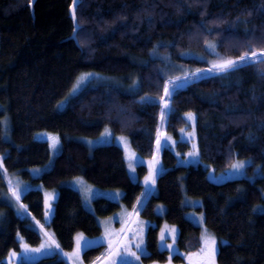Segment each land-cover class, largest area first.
<instances>
[{"label":"trees","instance_id":"16d2710c","mask_svg":"<svg viewBox=\"0 0 264 264\" xmlns=\"http://www.w3.org/2000/svg\"><path fill=\"white\" fill-rule=\"evenodd\" d=\"M31 2L0 0V264H7L3 259L12 250H20L19 235L29 245L43 243L40 225L54 230L62 251L74 248L79 231L101 234L96 214L109 216L121 204L98 198L96 214L89 211L81 193L68 185L77 176L102 188L122 189L124 202L135 203L143 185L131 180L123 149L116 144L90 149L79 140L96 137L105 127L130 137L142 156L157 155L166 168L157 175V193L143 211L157 222L147 232V261L170 256L158 247L163 221L179 227L180 252L200 250L201 228L186 217L185 189L202 199L197 209L204 212L206 225L226 239L218 252L221 264H264V212L256 209L264 204V64L191 82L173 94L171 113L165 112L163 131L176 135L187 123L184 114L194 112L202 162L225 171L237 159L250 158L247 177L212 182L203 164L177 165L171 149L160 147L157 154L156 145L167 79L183 75L189 66L191 71L209 67L184 53L212 58L205 41H214L216 50L231 58L264 49V0H79L76 23L70 14L73 0ZM85 71L110 78L88 84L59 110L58 103ZM134 81L139 87L133 93ZM42 130L60 135L62 151L50 170L33 177L28 168L45 164L51 155L49 144L35 138ZM178 147L186 151L190 146L180 142ZM258 171L263 175L251 180ZM11 172L58 190L49 225L41 189L21 197L23 210L10 198ZM158 202L166 205L164 216L155 212ZM59 252L19 264H67ZM95 253L91 248L85 257ZM173 260L182 262L184 256L175 254Z\"/></svg>","mask_w":264,"mask_h":264},{"label":"rangeland","instance_id":"374dc122","mask_svg":"<svg viewBox=\"0 0 264 264\" xmlns=\"http://www.w3.org/2000/svg\"><path fill=\"white\" fill-rule=\"evenodd\" d=\"M184 56L189 57V58L195 57L199 61H206V62L213 61V60L217 59V57L214 55L212 56V58H210L208 56H205V55L199 54V53H196L194 55L190 54V55H184ZM220 56L225 57L221 54H220ZM161 57L164 58L169 64H172V63H170L169 59H167L168 57H164V56H161ZM200 57H203L204 59L201 60ZM209 67H210V64H209ZM183 69H185V68L183 67ZM186 69L190 70L193 68L191 66H189ZM174 70H179V69L175 68ZM82 73H94V74H96V76L90 77L87 81H84L83 84L79 87V89L74 92L73 88L77 84V80L81 76ZM82 73L78 76V78L75 81V83H74L72 89L70 90L69 94L63 100H61L58 103L57 108L59 110H64L68 105L69 99L78 95L80 93V91L85 86H87L88 84L95 83V82L103 80L105 78L106 79L110 78L109 75L103 74V73H100L97 71H85ZM187 113H194V112H187ZM187 113L184 114V117H185L187 123L184 127L179 129L177 135L173 132L163 131L165 119L162 121V127H161V131H160V133H161V147L171 149L175 153V155L177 157L176 164L181 165V166L203 164L204 167L207 168L209 179L215 183H223V182L228 181V180L247 177V166L252 163V159H250V158L237 159L239 161L246 162V167L242 172H236L231 167L225 171H217L213 166L202 162L201 157H200V151H199V156H189L188 155L189 152L193 151V144L194 143L198 146V149H199V145H198V139H197V115L194 113L196 116L195 135H194V137L189 138L188 134L190 132H192L193 129H192L191 121L186 116ZM106 129L109 130L110 135L105 134ZM182 129H183V131H181ZM50 136H58L59 137L60 143L57 145L55 150L52 148V142L49 138ZM121 137L124 138L123 141L120 139ZM35 138L37 140L47 142L49 144L50 152H51L50 159L45 164L28 168L30 174L33 177H40L43 173H45L46 171L50 170L53 167L57 156L62 151V142H61L60 135L58 133L47 131V130H42V131L37 132ZM79 140L84 142L86 145H88V147L90 149H93V148L98 147V146L110 145V144H116V145L120 146L124 151L125 160H126V164H127V168H128V173H129L131 180L134 182H138V183L142 184L143 190L141 191V193L137 197L135 203L132 206H128L123 200L124 193H123L122 189H119V188H102V187H99L97 185L90 183L89 181H87L82 176H77V177L71 179L68 182V185L71 186L72 188L78 190L81 193L84 204L89 211L96 214V211L94 208V200H96L98 198H107V199H110L113 201H118L121 204V207L119 208V210H117L115 213H113L109 216H100V215L96 214L97 219L99 221V224L102 227V232L100 235L90 237V236L85 235L83 232L79 231L75 235L74 248L70 251H62V252L60 251V252L62 254L63 253L71 254L76 249L77 236L82 235V239L79 241V243H80V248H81V257L83 260V264H104V258L107 256L108 247H109L108 242H107L108 238L105 236V230L107 228L110 232L119 233L122 227L142 228L143 229L144 244L147 247V232L149 230V227L150 226H157V222L155 220L150 219L149 217H147L143 213L144 207L146 206L148 199H150L153 195H155L157 193V188L155 185L146 187L145 183H144V178L149 175V172H150L149 164H150V162L153 161V157H145V156H142L141 154H139L134 149V147L131 143L130 137L123 135V134H115L110 127H105L103 132L96 137H92V138H90V137H79ZM180 142L188 143L190 146L189 149L186 151L180 150L178 147ZM125 143L128 146L127 151L125 148ZM129 152H132L135 154V158L132 159L131 161H129V155H128ZM130 162L132 164V168L129 167ZM142 167H144V169H141ZM156 169H157V175H160L161 173H163L165 171L166 168H164L163 162H161V163H159V166H158V164L156 165ZM261 175H263V174L260 171H258V173H256L255 175L250 176V179L255 180L257 176H261ZM7 178H8V180L9 179L12 180L13 185H18V187L21 190V197L27 191H29L31 189H41L44 193V199H45L46 193H48V194L54 193L55 194V198L53 200H51V202H50L51 208L49 209L45 204V225H49L52 218H53V215H54L55 201L57 200V197H58V190L54 189V188L53 189L46 188L41 183L34 184L30 181L25 180L21 174H17L14 172L7 174ZM85 188L91 190V198L90 199L86 198L87 194L84 191ZM263 197H264V193H263ZM138 201L140 203H138ZM184 203L188 207L187 212H186V217L190 221H192L194 224H196L197 226H199L201 228L202 246H201L200 250H198L196 252H191V253L180 252L179 247H178V239H179V233H180L179 227L177 225H175L173 223H169L167 221H163L159 226V238H158L159 249L161 251L166 250L170 253L169 257H171V264H193V261L196 258V254L200 253L201 250L205 247L204 237H205V235H207L210 237H215V239L217 241L215 264H221L218 260V252H219L220 246L222 244L226 243V239L217 236L206 225L204 212L202 210L197 209L198 207L202 206V199L199 197L190 196L186 192V190L184 189ZM256 209L258 211L264 212V204L257 206ZM155 212L160 216H164L166 213V205L162 202L156 203ZM134 213L137 215H133ZM130 220L136 221V223L129 225L128 222ZM171 228L176 229V234H175L176 239H175V242H173V240L171 239L170 231H166V237H167L166 243L167 244H173V248L172 249H168L166 247L162 248L161 247L162 242L160 240L161 230H165V229L170 230ZM45 230L52 236V238L56 241V243H58V239L56 237L54 230L50 227H45ZM126 235L128 236L129 239H134L133 234L131 232L126 233ZM18 239L20 240V242H21V239L24 242H26L25 239L22 237V235H19ZM89 241L94 242L95 246L91 247V248H96L97 253L92 254L88 258H86L85 252L87 250L91 249V248H88L85 246L86 243ZM30 246L32 248H38L39 247V246H32V245H30ZM133 250H135V249H133ZM147 250H148V248H147ZM16 252L20 253L21 255L17 258H14L12 261V264H19L21 261L34 262L38 259H41L42 257L50 255L51 250L45 251V252L31 253L28 255L27 259H25V257H24L22 248H20V250L16 251ZM56 252H59V251L57 250ZM148 253H149V251H148ZM179 253H181L184 256V261H182V262H178V261L173 260V256L175 254H179ZM63 256L72 264V260L68 256H65V255H63ZM8 257H9V255L3 259V262H6L7 264H9ZM189 257H191L192 259H189ZM141 261H142V264H169V258L165 261H147L145 256H142ZM117 264H119V261H117Z\"/></svg>","mask_w":264,"mask_h":264},{"label":"snow or ice","instance_id":"6c2138e0","mask_svg":"<svg viewBox=\"0 0 264 264\" xmlns=\"http://www.w3.org/2000/svg\"><path fill=\"white\" fill-rule=\"evenodd\" d=\"M78 0H73V5L71 8V16L73 20L76 19V7ZM206 50L209 54L214 55L217 59L213 61H208L210 67L207 69L197 68L194 71L191 70H183V75L181 76H171L167 79V82L163 86L164 95L160 98L163 102V108L161 110V120L165 119V112L171 113L169 108V100L177 92L178 89H182L186 87L189 83L199 81L207 78L208 74L219 76L229 74L235 71L240 70L243 67H248L256 63L264 64V49H260L258 51H252L251 54L245 52L243 55L238 58L231 57H221L220 53L217 52V44L214 41H205ZM153 55H156V50L153 49ZM184 55H190V53H184ZM203 60V57H200ZM96 74L94 73H82L81 76L77 80V84L74 86L73 91H77L79 87L83 84L84 81H87L90 77H94ZM139 87V82L134 81L131 86V91L134 93ZM167 97L168 99H165ZM141 102H152V98L150 97H141ZM186 116L192 123L193 131L190 132L189 138L194 137L195 135V121L196 116L194 113H187ZM5 121V125H6ZM183 131V129L181 130ZM106 135H110L108 129L105 130ZM52 142V148L55 150L57 145L60 143L58 136H50L49 137ZM122 141L123 137L120 138ZM156 145H157V154L159 153L161 147V133H157L156 137ZM126 151L128 150V146L125 143ZM129 161L135 158V154L132 152L128 153ZM189 156H199L198 146L193 144V151L188 153ZM3 157H0V168H2ZM159 164L158 156L153 157V161L150 162V172L149 175L144 178L145 186H154L157 178V169L156 165ZM129 167L132 168L131 162L129 163ZM230 167L236 172H242L246 167V162L236 160L234 161ZM134 170V169H133ZM6 174V169L4 170ZM10 198L14 199L18 208L23 210L26 209V205L21 203V190L18 185H13L11 179L8 180ZM86 198H91V190L85 188ZM55 198V194H45V204L50 209L51 208V200ZM138 203H140L138 201ZM137 215V214H133ZM39 223V222H37ZM129 225L136 223V221L130 220ZM41 230L44 232L45 240L38 248H32L26 242L21 239L20 247L22 248L25 259H27L28 255L31 253L45 252L53 249L60 250V245L56 243V241L52 238V236L44 230V226L40 225ZM166 231H170L171 239L175 242L176 239V229L171 228L170 230H161L160 240L162 242L161 247H166L168 249L173 248V244L166 243ZM131 232L133 234L134 239H129L126 233ZM105 236L108 238V253L104 258V264H142L141 257L149 256L147 247L144 244L143 238V229L142 228H132V227H122L119 233L110 232L107 228L105 230ZM82 239V235L77 236V246L76 249L71 253H63V255L68 256L72 260V264H83V260L81 257V248L79 241ZM205 247L201 250L200 253L196 254V258L193 261V264H215V256H216V244L217 241L215 237H210L205 235L204 237ZM86 247L91 248L94 247V242H87ZM135 249V250H133ZM62 252V250H60ZM21 254L17 253L15 250L9 253V264H12L14 258L19 257ZM189 259H192L189 257ZM169 264H171V257H169Z\"/></svg>","mask_w":264,"mask_h":264},{"label":"water","instance_id":"95a60500","mask_svg":"<svg viewBox=\"0 0 264 264\" xmlns=\"http://www.w3.org/2000/svg\"><path fill=\"white\" fill-rule=\"evenodd\" d=\"M35 1H36V0H32V2H31V6L34 5ZM78 4H79V0H78L77 5H78ZM72 5H73V3H72ZM71 8H72V6H71ZM71 8H70V14H71ZM76 9H77V7H76ZM71 17H72V16H71ZM74 21H75V23H76V19H75Z\"/></svg>","mask_w":264,"mask_h":264},{"label":"crops","instance_id":"0c3cea01","mask_svg":"<svg viewBox=\"0 0 264 264\" xmlns=\"http://www.w3.org/2000/svg\"><path fill=\"white\" fill-rule=\"evenodd\" d=\"M56 249H53V250H51V253H50V255H52V254H54L56 251H55ZM59 251V250H58ZM49 256V255H48ZM66 259V258H65ZM66 261H67V264H71L67 259H66Z\"/></svg>","mask_w":264,"mask_h":264},{"label":"bare ground","instance_id":"6f19581e","mask_svg":"<svg viewBox=\"0 0 264 264\" xmlns=\"http://www.w3.org/2000/svg\"><path fill=\"white\" fill-rule=\"evenodd\" d=\"M60 253V252H59Z\"/></svg>","mask_w":264,"mask_h":264}]
</instances>
